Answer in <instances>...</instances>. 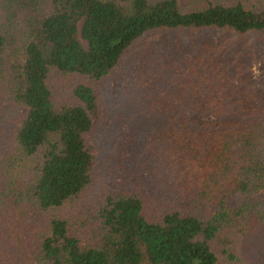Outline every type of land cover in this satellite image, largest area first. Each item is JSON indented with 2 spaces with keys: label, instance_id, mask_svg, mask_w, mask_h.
<instances>
[{
  "label": "trees",
  "instance_id": "obj_1",
  "mask_svg": "<svg viewBox=\"0 0 264 264\" xmlns=\"http://www.w3.org/2000/svg\"><path fill=\"white\" fill-rule=\"evenodd\" d=\"M204 30L264 41V0H0V264H264V89L177 59L102 100L139 40ZM100 154L123 181L78 221Z\"/></svg>",
  "mask_w": 264,
  "mask_h": 264
},
{
  "label": "rangeland",
  "instance_id": "obj_2",
  "mask_svg": "<svg viewBox=\"0 0 264 264\" xmlns=\"http://www.w3.org/2000/svg\"><path fill=\"white\" fill-rule=\"evenodd\" d=\"M175 37V31H166L151 33L145 39L139 40L101 87L104 105H108L111 97L116 98L118 93L125 92L126 78H136L135 85L149 82L150 80L151 87L159 90L167 76V74H162L169 72V65L172 62L176 64L177 59H180V63L188 66V68H191L193 63L201 59L208 63L215 59L219 65L230 64L226 75L229 78L228 87L225 88L227 92H231L235 86H245L249 80L253 81L257 87L264 89V41L256 35L238 37L233 33L218 30L200 31L194 37L184 33L181 42L186 52L180 54L177 50L175 53L172 48L174 46L172 40L174 41ZM144 61L147 64L145 70L143 69L144 65H146ZM171 77L174 78L173 75L168 74V78L165 81L167 82ZM74 78L70 76L61 77L60 79L55 77L54 79L56 87L58 86L65 97L69 94L70 85L76 82ZM137 96L141 100L140 91ZM22 110L25 112V109ZM197 115L202 118L210 117L209 114L201 111H198ZM110 139H112V136H108L104 141L108 140L109 142ZM113 152L112 149L109 153ZM112 163H114L113 158L100 154L94 183L81 195V199L78 202L66 205L65 213L67 215H73L72 217L76 219L88 208H90L89 211H94L98 205V200L102 197L100 196L101 192L104 189L114 188L113 181H123L121 176H119L121 175L120 171L116 170L114 174V165ZM103 177H107V180L111 181L112 184L102 189L104 184L102 182ZM141 181L145 182L144 186L146 187V181L143 179ZM260 196H264V193H260ZM80 219V217L77 218L78 221ZM86 231L88 233V227Z\"/></svg>",
  "mask_w": 264,
  "mask_h": 264
}]
</instances>
